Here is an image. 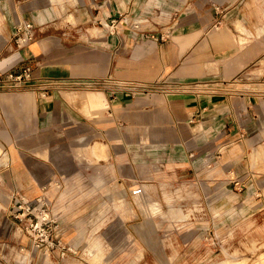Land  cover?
<instances>
[{"label":"crops","instance_id":"obj_1","mask_svg":"<svg viewBox=\"0 0 264 264\" xmlns=\"http://www.w3.org/2000/svg\"><path fill=\"white\" fill-rule=\"evenodd\" d=\"M23 20L36 37L18 46ZM262 22L264 0H0V264L45 255L16 236L19 195L84 219L133 180H186L222 229L261 220Z\"/></svg>","mask_w":264,"mask_h":264},{"label":"rangeland","instance_id":"obj_2","mask_svg":"<svg viewBox=\"0 0 264 264\" xmlns=\"http://www.w3.org/2000/svg\"><path fill=\"white\" fill-rule=\"evenodd\" d=\"M256 35L264 37V22ZM246 41H241L244 48ZM249 76L263 79L264 70ZM140 183L133 180L128 191L119 188L116 198H101L93 217L57 216L68 224L62 237L71 249L64 256L54 250L37 264H264V214L261 220L230 219L222 229V209L213 208L210 218L198 186L186 180L168 186L143 182L144 193L133 194ZM16 231L17 237L27 238L20 227Z\"/></svg>","mask_w":264,"mask_h":264},{"label":"built area","instance_id":"obj_3","mask_svg":"<svg viewBox=\"0 0 264 264\" xmlns=\"http://www.w3.org/2000/svg\"><path fill=\"white\" fill-rule=\"evenodd\" d=\"M116 20H113L112 27L115 30ZM36 37L35 27L32 22L23 20L19 23L15 32V42L18 46H23ZM10 79L12 87L26 89L31 87L28 83L31 77V69L24 68L22 72L11 73ZM139 85L130 86L131 91H138ZM133 194H143L144 187L140 184ZM17 210L13 216L21 225V229L29 237L34 248L44 254H50L54 250H59L62 256L66 255L71 247L64 241L61 232V223L58 217L52 212L51 204L44 195H40L36 202L32 204L26 197L19 195L16 203Z\"/></svg>","mask_w":264,"mask_h":264},{"label":"bare ground","instance_id":"obj_4","mask_svg":"<svg viewBox=\"0 0 264 264\" xmlns=\"http://www.w3.org/2000/svg\"><path fill=\"white\" fill-rule=\"evenodd\" d=\"M112 28V27H111ZM177 191H180L181 190V188H178V189H176Z\"/></svg>","mask_w":264,"mask_h":264}]
</instances>
